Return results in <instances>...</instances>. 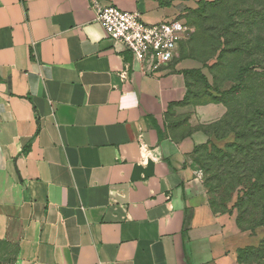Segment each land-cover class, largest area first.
I'll return each mask as SVG.
<instances>
[{
    "label": "crops",
    "instance_id": "crops-1",
    "mask_svg": "<svg viewBox=\"0 0 264 264\" xmlns=\"http://www.w3.org/2000/svg\"><path fill=\"white\" fill-rule=\"evenodd\" d=\"M99 1L150 24L176 17L159 0ZM192 71L211 85L178 52L142 70L90 0H0V240L13 264H242L255 245L212 211L195 161L227 109L192 99Z\"/></svg>",
    "mask_w": 264,
    "mask_h": 264
},
{
    "label": "rangeland",
    "instance_id": "rangeland-1",
    "mask_svg": "<svg viewBox=\"0 0 264 264\" xmlns=\"http://www.w3.org/2000/svg\"><path fill=\"white\" fill-rule=\"evenodd\" d=\"M160 1L187 27L178 56L199 61L211 79L206 85L197 78L191 98L227 109L211 129L212 147L195 159L202 187L213 211L229 215L234 232L251 237L255 246L242 264H264V0ZM251 61L256 65L241 75L239 68ZM237 134L243 148L234 161L226 149ZM252 149L261 150V158L249 166ZM15 250L0 240V264H13Z\"/></svg>",
    "mask_w": 264,
    "mask_h": 264
},
{
    "label": "built area",
    "instance_id": "built-area-1",
    "mask_svg": "<svg viewBox=\"0 0 264 264\" xmlns=\"http://www.w3.org/2000/svg\"><path fill=\"white\" fill-rule=\"evenodd\" d=\"M90 9L108 37L129 50L141 69L148 72H154L174 59L187 31L185 23L176 18L150 24L142 20L138 11L125 12L99 0H90ZM119 77L126 84V74L122 72Z\"/></svg>",
    "mask_w": 264,
    "mask_h": 264
},
{
    "label": "trees",
    "instance_id": "trees-1",
    "mask_svg": "<svg viewBox=\"0 0 264 264\" xmlns=\"http://www.w3.org/2000/svg\"><path fill=\"white\" fill-rule=\"evenodd\" d=\"M159 2H160V6H162V7H169V6L163 5L162 2H161L160 0H159ZM199 7H201V4H198V8H199ZM175 18H176V17H175ZM181 47H182V41L179 43L178 50H180ZM180 58H184V59H194V58H192V57L185 56V55L180 56ZM195 60H196V59H195ZM253 65H256V62H255V61H251V62H250L249 64H247L246 66H242V67H240V68H239V73H240L241 75L246 74V73H249V71L251 70V68H252ZM252 71H254V70H252ZM254 72H255V71H254ZM190 74L195 75L196 80H197V78H200V80L202 79V80H204V81L206 82L205 77H204L203 75H201L198 71H192V72H190ZM260 75H261V74H259L258 76H260ZM249 77H252V74H250ZM240 79H241V76H240ZM240 82H241V81L239 80L238 83L240 84ZM257 82L260 83L259 81H257ZM239 84H238V85H239ZM206 85H208L207 82H206ZM237 87H238V86H237ZM207 91H210V90L207 88ZM217 103H219V102H217ZM226 116H227V112H226L225 116H224V117H223L218 123H220V122H221ZM218 123H216V124H218ZM216 124H214L213 126L209 127V131H208V129H206V132L211 134V129H212ZM236 139H237V141H236L235 143H233V144H229V145H228V148L226 149V153H228L229 150H232V154L230 155V158H231L232 160H234V161H235V159H234L235 157H234V156H237V155L241 152V150H242V148H243V144H241L242 141H241V139H240V135H239V134L236 135ZM209 144H210L209 146H205L204 148H202V149L199 151L200 155H201V152L206 151L208 147H212V143L210 142ZM251 153H252V156H254V158L248 156V157H250V158L253 160V162L250 163L249 166L253 165L254 162L257 161V159H256L257 157H258L259 159L261 158V156H259V154L261 153V150H259V149H257V150L252 149V150H251ZM259 161H260V160H259ZM208 203H209V201H208ZM209 206H210V208L212 209V207H211L210 204H209ZM212 211H213V209H212ZM213 212H214V211H213ZM214 213H216V212H214ZM220 214H223V213H220ZM248 251H250V250H248ZM248 251H247V252H248Z\"/></svg>",
    "mask_w": 264,
    "mask_h": 264
}]
</instances>
